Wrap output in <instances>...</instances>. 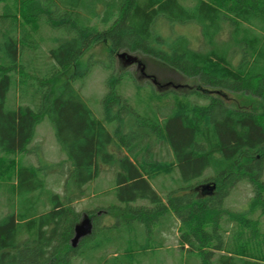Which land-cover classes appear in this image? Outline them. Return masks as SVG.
<instances>
[{
    "label": "trees",
    "instance_id": "1",
    "mask_svg": "<svg viewBox=\"0 0 264 264\" xmlns=\"http://www.w3.org/2000/svg\"><path fill=\"white\" fill-rule=\"evenodd\" d=\"M160 21L196 26L199 48L155 33ZM102 42L111 59L136 54L197 85L177 94L144 73L150 85L170 88L145 91L148 108L139 114L118 92L121 76L109 77L101 99L108 131L72 85L85 75L79 56ZM198 88L251 95L262 111L228 107ZM43 115L69 162L66 190L81 196L101 166L115 169L118 205L84 211L91 229L74 247L75 196L50 191L36 167L15 160L28 153ZM154 142L166 146L168 160L155 157ZM263 163L264 0H0V264H151L171 236L198 264H264ZM160 176L173 183L163 196L149 183ZM242 180L251 190L245 209L225 206ZM205 185L213 188L201 191Z\"/></svg>",
    "mask_w": 264,
    "mask_h": 264
},
{
    "label": "rangeland",
    "instance_id": "2",
    "mask_svg": "<svg viewBox=\"0 0 264 264\" xmlns=\"http://www.w3.org/2000/svg\"><path fill=\"white\" fill-rule=\"evenodd\" d=\"M154 30L155 33L163 38L183 36L188 39L189 45L192 48H199L200 46L201 37L198 28L194 25L169 24L160 21L156 23ZM228 32L227 29L223 28L217 38L223 40L228 38ZM109 50L108 42L95 43L90 45L79 56L77 67L80 72H85V75L72 82L75 91L93 116L102 121L101 99L107 91L106 80L109 77L117 78L121 76V84L118 85L119 94L135 112L143 114L148 108L147 101L145 100V91L151 89L156 94H161L170 87L157 89L154 85H150V79L146 80L140 74V66H137L135 63L124 64L123 61L117 57L111 59L109 57ZM129 56L139 60L143 66V72L153 76L156 81H169L177 94H182L190 89H194L197 85L194 79L184 78L176 72L162 68L159 64L149 62L136 54H129ZM72 72V68H69L62 74L61 78H67ZM136 86L141 88L139 96L143 98L144 101L138 100V94L135 93ZM197 90L205 94L218 95L228 107L234 109H242L255 114H259L262 111L260 99L242 92H217L207 88H198ZM190 101L199 105L207 102L206 99L195 97H191ZM164 102L165 99L159 104L158 108H161ZM102 124L108 131L112 130L113 124H106L103 121ZM143 141H145L144 138ZM150 147L157 159L168 160L171 156L163 143L154 142ZM27 149L28 153L16 155L15 160L18 163L36 167L40 177L44 179L46 187L50 191L62 197L65 195L66 198L75 196V200H72L71 205H73L75 211L81 214L79 221L82 219L81 216L85 214L84 211L98 210L101 213L104 212V209L108 206L118 205L112 194L115 169L111 167L101 166L99 175L93 181L86 184L81 196H77L75 190H66V180L68 169L70 168L69 162L67 161L65 153L55 140L50 120L46 115H43L35 125L33 137ZM110 150L117 156H120L122 152L114 146H111ZM207 174L208 173L205 172L197 182L204 181L208 176ZM176 177L177 175L175 173L173 178L175 179ZM261 179L264 181V165ZM149 183L160 196H163L166 191L173 187L172 178L170 176H160L156 179L149 180ZM250 197V186L245 180H242L231 189L224 200V204L234 210H243ZM2 200L3 195L2 192H0V214L4 211ZM114 217L115 213L104 215L102 218L103 224L107 225L112 223ZM177 249L175 237L171 236L165 241L163 247L155 252V257L151 264H181V255ZM181 257L186 259V264H198V260L192 255H183Z\"/></svg>",
    "mask_w": 264,
    "mask_h": 264
},
{
    "label": "water",
    "instance_id": "3",
    "mask_svg": "<svg viewBox=\"0 0 264 264\" xmlns=\"http://www.w3.org/2000/svg\"><path fill=\"white\" fill-rule=\"evenodd\" d=\"M117 58L122 60L124 64L135 63L137 64V66H140L139 72L145 77V74L143 72V66H141L140 62L135 57L129 56L125 53H120L117 55ZM211 188H213V186L209 188V186L205 185L201 187V191H203L204 189L207 191H211L210 190ZM90 229H91V224L89 219L83 216L82 219L79 221V223L76 224L73 228V237L70 240V245L74 247L79 239L89 234Z\"/></svg>",
    "mask_w": 264,
    "mask_h": 264
},
{
    "label": "flooded vegetation",
    "instance_id": "4",
    "mask_svg": "<svg viewBox=\"0 0 264 264\" xmlns=\"http://www.w3.org/2000/svg\"><path fill=\"white\" fill-rule=\"evenodd\" d=\"M137 65V64H136ZM142 75V74H141ZM143 76V75H142ZM144 77V76H143Z\"/></svg>",
    "mask_w": 264,
    "mask_h": 264
}]
</instances>
